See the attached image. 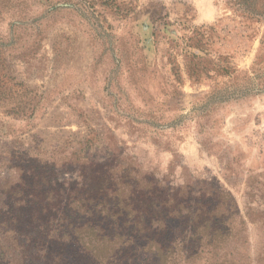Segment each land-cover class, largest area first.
<instances>
[{
  "label": "rangeland",
  "instance_id": "rangeland-1",
  "mask_svg": "<svg viewBox=\"0 0 264 264\" xmlns=\"http://www.w3.org/2000/svg\"><path fill=\"white\" fill-rule=\"evenodd\" d=\"M132 179L177 251L200 232L196 264H264V0H0V264H40L44 210L106 184L99 218Z\"/></svg>",
  "mask_w": 264,
  "mask_h": 264
},
{
  "label": "trees",
  "instance_id": "trees-1",
  "mask_svg": "<svg viewBox=\"0 0 264 264\" xmlns=\"http://www.w3.org/2000/svg\"><path fill=\"white\" fill-rule=\"evenodd\" d=\"M132 181L135 184L133 193L129 192L130 187L123 185L120 193L113 196V201L119 202L117 208L114 203V208L111 207L113 210L109 211L110 203L107 205L106 202L109 195L99 200L95 205V207L100 206L98 209L99 218L91 219L86 207L92 206L98 195H103L106 184L100 187L97 196L88 195L76 199L79 205L74 210L69 206L64 211L60 205L58 207L53 205L52 213H46L44 210V213L38 217L41 219L38 221L40 223L39 233H42L45 238H53L57 243L52 245L53 252L45 251L48 258L40 260V264H124L115 262V252L120 254L116 257L117 260L121 256H131L133 264H196L200 258V232L187 234L185 247L177 251L175 249L177 243L169 237L170 233H167L163 227L167 219L172 221L174 217L165 213L164 217L158 218L157 227L147 226L144 218L145 216L150 219L154 217L156 191H153L151 184L144 185L139 179H132ZM182 189L184 188L163 187L161 196L165 201L164 205L171 204L173 208L178 193ZM134 194L138 201H130V204L124 205L134 197ZM193 198L196 200L195 206H191V202L186 203L189 204L192 211L188 209L184 218L190 216V224L200 226V198ZM136 203H138L136 207L139 206L137 210L135 209ZM142 204L144 207L140 206ZM8 222H15V220L10 219ZM1 226L7 227L6 232L13 231V228L8 224H1ZM14 240L16 241V239ZM20 246L24 251L31 250V247L26 244ZM34 247L35 244H33ZM42 250H44V246ZM126 264L131 263L128 261Z\"/></svg>",
  "mask_w": 264,
  "mask_h": 264
}]
</instances>
